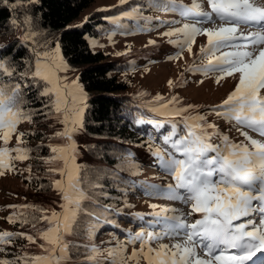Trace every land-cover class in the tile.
Here are the masks:
<instances>
[{
	"label": "snow or ice",
	"instance_id": "1",
	"mask_svg": "<svg viewBox=\"0 0 264 264\" xmlns=\"http://www.w3.org/2000/svg\"><path fill=\"white\" fill-rule=\"evenodd\" d=\"M0 3L6 5L7 0H0ZM37 3L39 0H14L11 7L15 10ZM126 3L128 0H119L120 5ZM207 5L209 10L204 11L202 0H192L191 4H184L182 0H149L152 8L173 11L182 19L194 21L160 34L169 37L168 43L178 49L170 59L180 57L187 47L188 53L194 57L193 64L187 67L188 71L219 73L216 76L217 83L225 77L235 79L238 74L235 88L211 111L226 121H234L241 128L250 129L264 137V3H258L257 0H207ZM124 17L134 19L137 30H151L140 26L139 21L150 22L153 19L143 16L140 8L107 19L117 28H123L120 20ZM214 17L221 22L218 26H215ZM11 23L18 31H22V43L32 42L30 51L35 56L34 68L30 65L29 70L19 72L18 77L20 80L31 79L41 89L39 98L46 99L47 103H43L38 110L26 109L21 84L4 83L5 77L11 80L17 76L16 67L7 58L0 59V141H3V146H0V175H3L6 168L12 170V160L29 159L28 153L32 149L22 145L25 143L24 138L34 133L19 132L18 125L23 121L31 123L34 115L42 113L45 119H54L62 128L48 138L50 155L40 157L48 165L47 173L53 177L50 185L42 184L40 187H51L63 202L59 212L39 205H9L12 208H31L40 215L37 217L33 214L31 219L25 217L19 221L16 213L9 215L7 219L11 224L19 222L23 227L31 223L30 231L35 235L23 231H2L0 252H4V246L11 244L14 238L26 237L30 244H35L36 237H39L44 241L39 245L44 254L29 257L25 252L23 257L0 259V264H17L21 259L25 264H28V260H31V264H74L70 254L72 247H84L91 253L79 264H100L95 259L94 254L99 251L95 245H72L66 239L77 226L82 202L89 199L81 186L84 177L82 166L76 163L78 151L74 139L83 130L87 95L76 81L69 85L67 78L59 75L68 71V65L59 55L58 42L55 46L57 57L51 61L47 51L37 50L46 45L37 44L36 38L41 34L34 30L31 15H24L23 24L15 18ZM158 23L178 24L179 21ZM205 23L214 26L202 27ZM241 24L259 30L245 34L240 31ZM174 35L182 38L171 39ZM198 35L205 36L207 44L201 46L199 53H194L192 46ZM155 43L154 40L148 41L149 45ZM90 45L95 46V42L90 41ZM121 54L126 53H117ZM199 56L208 57L207 63L196 65L195 59ZM168 83L172 88L179 86L181 81L169 80ZM144 95L137 93L140 97ZM136 107L138 111L134 115V124L150 125L155 130L157 135L148 134V151L156 158L158 166L174 181L166 187L140 182L145 194L181 201L189 206V211L185 214L175 207L150 204L152 212L132 213L134 219L145 221L150 228H161L159 231L145 228L134 236L130 234V241L141 243V249L134 250L130 259L143 254L147 264H264V141L254 139L247 131H241L244 141L234 143L215 124L209 123L206 116L199 113V105L181 106L178 96L166 100L158 94L151 101L137 104ZM166 126L168 130L165 131ZM14 134L16 146L8 148V141ZM213 136H218L220 143H211ZM54 140L63 143H51ZM12 152L16 153L14 157L10 155ZM212 153L214 155H210ZM124 159L129 162L128 170L135 174L139 165L133 162L134 154L129 152ZM26 170L30 172V166ZM56 174L59 179L55 178ZM120 183L134 187L137 182L123 179ZM92 187L98 188L101 185ZM121 191L126 192L127 188ZM98 207L102 213L107 214L123 211L122 208L110 205ZM124 207L132 205L125 201ZM257 211L260 213L259 224L251 219H243ZM194 214H199L200 218L188 223V218ZM96 220L97 224L88 229L89 239L102 223H113L107 216L102 222L99 217ZM127 231L130 233V229ZM166 237L176 242L171 246L160 244L157 249L149 246L145 251L150 242ZM107 251L111 264H118L116 257L123 252L119 244L117 248ZM200 252H203V256Z\"/></svg>",
	"mask_w": 264,
	"mask_h": 264
},
{
	"label": "rangeland",
	"instance_id": "2",
	"mask_svg": "<svg viewBox=\"0 0 264 264\" xmlns=\"http://www.w3.org/2000/svg\"><path fill=\"white\" fill-rule=\"evenodd\" d=\"M144 1L145 0H128V3L120 5L119 0H92L90 5L84 8L78 17L70 22V25L79 24L94 10L119 7L120 9H126L122 10L121 13H123L135 8L132 6L133 2L136 3V8L141 9L143 16L153 18L150 22L143 20L139 21L140 26L151 30H137L136 21L134 19L124 17L120 20V24L124 25L123 28H117L116 25L113 24L114 27L110 31L104 32L102 35H89L87 37L88 44L92 50H103L108 54L109 58L117 59L127 64V69L119 72V77L125 78L127 81L129 80L130 85L128 93L136 96L143 102L151 101L158 94L165 97L166 100L170 99L172 96H178L181 101V106H185L187 104L199 105V113L206 116L209 123L215 124L220 131L227 134L234 143L244 141V137L240 134L241 131H247L254 139L264 141V137L259 136L250 129L241 128V126L236 125L234 121H226L218 117L215 112L211 111L213 106L219 105L235 88L236 83L238 82V74H236L235 79L233 77H225L220 83H217L216 76L219 75V73L188 71L187 67L188 65L193 64L194 57L188 53L187 47H185L180 57L175 59L169 58L175 56L178 49L176 46L168 43L169 37H165L160 34L171 28L180 27L184 23H193L194 21L182 19L178 13L173 11H164L152 8L149 4L145 5ZM257 2L264 3V0H257ZM191 3L192 0H187L184 4ZM202 6L204 11L209 10L207 0H202ZM120 14L117 16H120ZM117 16H111V18ZM108 20L110 21V19ZM169 20H177L179 23H158V21ZM220 23L221 22L219 20H215V26H218ZM213 26V24L208 23L202 25V27ZM239 28L240 31L245 34L250 31L259 30L245 24L239 25ZM125 32L128 34H123ZM17 35L21 37L20 31L17 32ZM6 38H8L7 35L0 36V42L6 40ZM179 38L182 37L179 35L171 37V39ZM149 40H154L156 42L155 45H149ZM90 41H94L95 46L90 45ZM56 43L57 41L55 39V35L51 34L50 37L39 44L46 45V47H38L37 50L40 52L47 51L49 54L48 59L51 61V59L57 57V53L55 52ZM23 44L27 46L29 51L30 48L33 47L30 42ZM206 44L207 38L203 35H198L196 37V42L192 46L193 52L199 53L201 46ZM30 52L32 56L26 61L27 70H29L30 65L32 68H34L35 65V56L32 51ZM117 53L126 54L117 55ZM59 55L63 57V60L68 65V71L61 72L59 75L66 77L69 85H71L72 81H76L77 84L82 87L83 92L87 95L78 78V69L71 66L67 62L61 51ZM207 60L208 57L199 56L195 59V64H204L207 63ZM169 80H172L173 82L180 80L181 83L179 86L170 88L168 83ZM26 82L35 86L31 79H27ZM37 89L38 91L41 90L40 88ZM137 93H145L146 95L140 97L137 96ZM61 128L62 125H60L57 121L54 119H45L44 116L40 119L34 116L31 123L23 121L18 125L19 132L34 133L26 136L24 138L25 143L22 145L31 148L32 151L28 153L29 159L27 160H12L10 162L14 165L12 170H8L6 168L3 170V175H0V232L5 230L12 232L23 231L35 235L30 231L31 223L22 227L19 222L16 224L9 223L7 217L16 213L19 221L20 219H24L26 215L35 214L39 217L40 213H34V209L31 208H12L9 207V205H39L42 208H54L57 212L61 211L60 204L63 201L60 199L59 194L51 187H49L48 192H45L43 190L44 188L42 189L40 187L42 184L46 186L50 185L53 178L47 173L48 165H46L40 157H47L50 155L49 148L47 147L50 143L48 138L53 136L54 132L61 130ZM213 137L216 138L212 139ZM213 137L211 138V143L220 142L218 136ZM74 139L76 141L78 151L76 163L82 166V172L84 173L82 174L84 180L81 186L90 198V193L93 194L94 192H99L97 188H93L92 186L97 184L100 176L104 174L102 173V170L106 167L99 166L96 163V158L87 155V147L90 139L85 135L83 130L78 132L74 136ZM51 143H63V141L54 140L51 141ZM38 145H42V147L38 148ZM0 146H3V141H0ZM15 146L16 140L14 134L12 139L8 141L7 147L14 148ZM134 154L138 155V157L143 160V163L147 166V168L144 173L145 179L130 178L132 181L137 182L136 184L138 185V188L131 191L127 197L126 202L132 205V207H125L124 214L131 216L132 212H136V210L139 211V213H150L153 211V209L149 207L150 204L163 207H175L181 209L185 214H187L189 206L185 205L181 201L170 200L162 196H149L145 194L143 185H141L140 182H147L148 184H156L166 187L169 184H173L174 181L169 174L163 171L158 164H156L157 160L149 153L148 146L135 148ZM10 155L14 157L16 153L12 152ZM210 155H214V153ZM29 166L31 168L30 172L26 170ZM29 176L32 178L28 179ZM55 178L59 179L60 177L56 174ZM91 204L92 203L89 199L82 202V210L79 213L80 216H78L77 221V224H88L86 231L87 236L89 227L97 224V220L92 217H89L90 219L87 220L84 219V217H88L86 214L88 212L87 210L92 208ZM195 218H200L199 214H194L193 217H189L187 222L192 223ZM146 219H151V217H146ZM243 219H251L256 224H259L260 213L258 211L254 212L249 217ZM117 222L123 230L130 229V233L128 231L126 235L125 232H122L124 235H115L114 233H110L111 227H105V224L102 223V226H99L94 230V235L91 239L87 237V242H92V244L99 249V251L94 254L95 259L99 261L100 264H111V258L109 257L107 250L117 248V245L119 244V246L123 249V252L116 257L118 264H147L143 254L130 259L134 250L139 251L141 249V243L134 240L130 241L129 236L130 234L134 236L136 233L145 228L148 230L159 231L161 226H156L155 229H153L150 228L145 221L131 219L130 217H127L126 220L119 218ZM71 238L72 234L66 237L68 242H70ZM175 242V240L167 237L160 241H152L145 247V251L149 246L157 249L160 244H168L171 246V244ZM43 243L44 241L40 240L39 237H36L35 244H30L26 237L14 238L11 244L4 246L5 251L0 252V259L11 260L18 256L23 257L25 252L28 253L29 257L42 255L44 254V250L40 248L39 245ZM199 254L203 256V252H200ZM75 258L77 257H74V259ZM17 264H25V261L22 259L18 260ZM28 264H31V260H28Z\"/></svg>",
	"mask_w": 264,
	"mask_h": 264
},
{
	"label": "trees",
	"instance_id": "3",
	"mask_svg": "<svg viewBox=\"0 0 264 264\" xmlns=\"http://www.w3.org/2000/svg\"><path fill=\"white\" fill-rule=\"evenodd\" d=\"M13 2L14 0H7L6 5L0 3V36H8L6 40L0 42V46H2L0 47V59L7 58L10 64L17 69V76L11 80L5 77L4 83L21 84L26 109L38 110L43 103H47L46 99L39 98V91L35 86L28 84L26 80H20L18 77L19 72L27 71L26 61L30 59L32 54L27 46L21 42L17 35L18 30L13 26L11 20L15 18L23 24L24 15H31L34 30L41 34L36 38L37 44H41L51 34H54L56 41L60 44L62 55L71 66L78 69V78L87 93V108L83 114V132L90 139L87 155L96 158V163L106 168L102 170L104 174L100 176L97 182L101 185L97 188L99 192L89 194L92 208L87 210L86 215L88 217H84V219L99 217L100 221H103L107 216L113 221V223H104L105 227H111L110 233L124 235L122 232H125L126 235L128 231L123 230L118 225L117 220L119 218L126 220L127 217L134 219L132 215L124 214V203L131 191L138 188V185L126 186L121 184L120 180L145 179L144 173L147 166L138 155L134 154V150L137 147L148 146L146 143L148 134L152 133L155 136L157 133L150 125L137 126L134 124V115L138 111L136 105L144 102L129 94V80L119 77V72L125 71L127 64L109 58L103 50H92L87 40L89 35L97 36L110 31L114 26L107 18L117 16L126 9L115 7L101 8L107 9L106 11L94 10L87 16V21L83 19L79 24L70 25V22L76 19L80 12L90 5L92 0H39L37 4L15 10L11 7ZM185 2L187 0H182V3ZM144 4L148 5L149 0H145ZM132 7L136 8V3L133 2ZM20 33L22 35V31ZM34 116L40 119L44 115L38 113ZM166 130H168V126L165 128ZM218 143L214 142L213 144ZM129 152L134 154L133 162L139 165L135 174L128 170L129 162L124 159ZM82 174L84 173L82 172ZM123 188H127V191H121ZM43 190L48 192L49 187H45ZM96 204L122 208L123 211L119 214L102 213L101 208ZM132 213H139V211L136 210ZM31 216L26 215L29 219ZM87 227L88 224L78 223L69 243L72 245H85L87 243L93 245L92 242H87ZM70 254L74 264H79L88 255H91L84 247H72ZM74 257L77 258L74 259Z\"/></svg>",
	"mask_w": 264,
	"mask_h": 264
}]
</instances>
